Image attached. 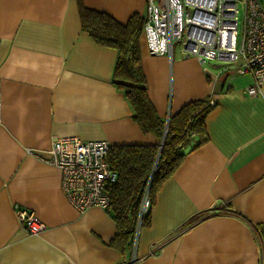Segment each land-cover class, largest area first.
Returning a JSON list of instances; mask_svg holds the SVG:
<instances>
[{"label": "crops", "instance_id": "crops-1", "mask_svg": "<svg viewBox=\"0 0 264 264\" xmlns=\"http://www.w3.org/2000/svg\"><path fill=\"white\" fill-rule=\"evenodd\" d=\"M264 4V0H260ZM120 23L145 14L147 0H81ZM147 96L166 123L191 100L213 98L206 138L192 134L139 231V264H264V85L248 95L249 73L200 63L174 44L149 53L139 37ZM117 50L82 28L78 0H0V264H125L112 211L76 210L46 155L75 135L114 144L160 145L143 132L114 81ZM44 223L26 232L14 205Z\"/></svg>", "mask_w": 264, "mask_h": 264}, {"label": "built area", "instance_id": "built-area-1", "mask_svg": "<svg viewBox=\"0 0 264 264\" xmlns=\"http://www.w3.org/2000/svg\"><path fill=\"white\" fill-rule=\"evenodd\" d=\"M142 35L149 53L172 56L178 43L185 54L200 63H233L239 73H249L253 82L248 95H257L264 85V4L260 0H147ZM210 106L214 99L208 98ZM1 118V110H0ZM110 144L104 139L82 140L75 135L52 140L46 155L36 156L59 170L60 188L68 202L78 211L100 206L108 209L106 186L116 180V172L107 163ZM150 201L145 188L125 264H139L137 242L141 217ZM23 229L37 234L42 223L27 207L14 205Z\"/></svg>", "mask_w": 264, "mask_h": 264}, {"label": "trees", "instance_id": "trees-1", "mask_svg": "<svg viewBox=\"0 0 264 264\" xmlns=\"http://www.w3.org/2000/svg\"><path fill=\"white\" fill-rule=\"evenodd\" d=\"M78 1L82 28L96 42L117 50L114 81L124 92L134 120L143 132H153L161 139L160 145L114 144L107 152V163L116 172V180L106 186L110 199L108 209L116 222V240L128 247L145 188L150 206L141 217L142 227L150 222V207L156 192L184 157L180 147L192 134L198 136L197 144L205 140L204 119L212 106L207 103V97L188 101L165 123L146 93L139 53L143 17L134 13L125 23H120L109 14L86 8ZM262 227L257 225L259 232Z\"/></svg>", "mask_w": 264, "mask_h": 264}, {"label": "rangeland", "instance_id": "rangeland-1", "mask_svg": "<svg viewBox=\"0 0 264 264\" xmlns=\"http://www.w3.org/2000/svg\"><path fill=\"white\" fill-rule=\"evenodd\" d=\"M208 62V61H207ZM211 62H216V61H211Z\"/></svg>", "mask_w": 264, "mask_h": 264}]
</instances>
